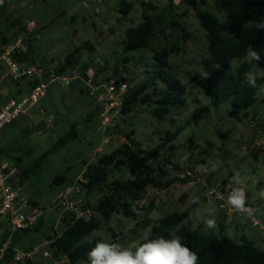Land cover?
I'll return each instance as SVG.
<instances>
[{
    "label": "rangeland",
    "instance_id": "obj_1",
    "mask_svg": "<svg viewBox=\"0 0 264 264\" xmlns=\"http://www.w3.org/2000/svg\"><path fill=\"white\" fill-rule=\"evenodd\" d=\"M122 1L13 0L0 13V29L5 30L8 36L17 31V23H25L27 27L29 22H34L35 37L32 40L26 38L22 48L28 55L29 63L41 64L46 73L58 71L69 53L86 42L94 46L93 50H83L76 65L67 68L66 75L72 71L79 75L74 82H53L48 86L46 96L29 111L27 119H19L0 131V155L8 161L20 157L22 167L30 172L29 177L21 184V197L36 202L38 209L43 212L39 229L34 228L28 232L23 244L19 245L21 248L23 245H33L32 248L41 246L54 236L53 229L61 214L56 203L58 195L76 182L86 168L96 163L102 155L110 154L126 144V135L134 132L132 138L139 147L151 150L160 143L167 131H176L209 101L189 80L193 74L204 75L202 61L207 50L206 32L200 26L196 10L183 0H155L153 5L157 10L145 8L138 0H126L133 4V9L125 16L119 12V2ZM209 1V9L214 11L213 1ZM145 11L152 17H163L164 20L158 26V30L162 32H159L148 49L128 54L131 60L124 63L125 31L129 27L140 25ZM174 23L178 26H174ZM23 32L19 30L16 35L11 36V39L16 37L12 43L23 38ZM172 47L179 50L170 57L169 71L187 85L188 105L174 110L163 121L152 116L153 107L150 109L148 106L137 105L128 116H119L104 135L99 132L97 129L101 121L97 112L99 113L102 102L101 92L95 89L96 81L103 83L108 79L124 77L130 88L135 89L149 76L145 73V66L150 63L153 54ZM238 63L237 60L234 62L235 65ZM253 73L257 77L262 74L258 69ZM87 81H92L93 86L90 87ZM257 99V103L248 110L249 118L241 121L230 117V99L198 117L171 143L173 150L168 148L163 151L159 161L154 163L161 181L171 182V185L167 188L150 187L147 190L145 199L138 206L140 220L113 215L110 222H104L89 240L102 238L105 242H112L114 233L117 236L115 240L121 246L135 248L143 235L150 232V228L142 227L141 222L145 217L142 208H152L149 218L158 222L167 214L188 209L191 205L188 197L195 193L200 197L197 205L200 211H195L197 207L191 211L184 222L186 228L200 229L202 233L221 234L237 243H242L247 238L264 251V235L253 225V217L227 215L216 207V199L209 195L217 186H220L219 190H223L225 179L230 176L232 178L238 171L244 182L248 204L251 203L252 208L262 206L259 210L264 216V199L259 197V192L264 189V82L259 87ZM41 110L46 113L40 116ZM50 116L59 123L56 131L54 134L39 135L40 119L48 120ZM71 129L76 132L77 137L48 153L38 166L37 162ZM106 137L110 142L105 145ZM100 148L103 151L97 153ZM164 158H168L169 162ZM113 171L110 179H113L112 176L120 179L130 177L125 168ZM58 175L65 177L64 183H53ZM230 182L228 188L232 186ZM104 194L94 193L88 200L87 195L83 196L86 202L94 205L95 200L103 198ZM205 218H214L216 228L206 231L203 223ZM5 232L6 220L1 218L0 243ZM21 264L69 262L63 256L55 257L52 254L51 258L37 256Z\"/></svg>",
    "mask_w": 264,
    "mask_h": 264
},
{
    "label": "trees",
    "instance_id": "obj_2",
    "mask_svg": "<svg viewBox=\"0 0 264 264\" xmlns=\"http://www.w3.org/2000/svg\"><path fill=\"white\" fill-rule=\"evenodd\" d=\"M183 1L196 10L200 26L206 32L207 50L202 61L204 75L196 73L190 76L189 80L191 85H195L202 94L209 98V101L176 131H167L160 143L151 150H144L139 147L135 139L132 138L134 134L132 132L126 135L127 143L121 148L110 154L102 155L96 163L86 168L85 175L88 178V183L83 187V194L87 195L86 200L94 193L105 194L103 198L98 199V201L95 200L94 205L85 200L82 209L89 208L92 210L93 213L90 218L76 220L70 214L62 221L61 235L55 238L50 248L55 257L63 256L67 258L69 264L86 263L87 254L95 244L105 242L102 238L89 240V237L98 231L104 222H110L113 215L117 214L127 219L139 221L138 206L145 199L147 190L150 187L167 188L171 185V182L163 183L161 181L160 175L156 174L154 163L159 161L163 151L168 150V148L170 151L173 150L171 143L198 117L213 107L221 106L230 99L232 105L230 117L241 121L244 118H249L248 110L257 103L258 90L264 82V31H256L255 29L244 31L241 23L250 21L255 24L264 21V0H211L214 11L209 9L211 2L208 0ZM141 4L145 8L152 10L155 8L143 1ZM120 6L119 12L125 16H128L133 9L131 3L123 2ZM4 9L5 7L0 12ZM142 19L143 22L140 25L129 27L125 31L123 53L126 56L124 63L131 60L128 54L148 49L159 32H162V30H158V26L164 20L163 17H151L143 13ZM17 24L18 29L11 36L16 35L21 30L25 34L23 42L26 38L32 40L35 37V31L28 32L25 23L19 22ZM174 26H178V24L174 23ZM11 36H8L5 30L0 29L1 44L12 43L16 37L11 39ZM85 49L93 50L94 46L90 42H86L83 46L69 53L57 73L59 75L66 73L67 68L75 66L79 54ZM178 50L176 47L164 48L153 54L150 63L145 66V73L149 76L137 88L131 89L129 86L128 96L120 117L128 116L137 105H143L150 107V109L153 107L151 109L152 116L163 121L174 110L185 108L188 105L187 85L171 70L169 71L170 57ZM251 50L260 54L261 61L256 62L251 59L249 56ZM14 58L21 65L28 61V55L25 51H22L20 55L14 54ZM236 60L239 62L237 65L234 64ZM255 69L261 71L262 74H260L261 77L255 75L257 86L249 87L245 83V74L253 73ZM116 79L128 83L124 77ZM37 83L35 81L32 87ZM76 137V132L71 129L64 137L58 139L53 149L49 150L37 162V165L41 164L42 159L46 158L48 153L56 151ZM164 160L169 162L168 158H164ZM121 168H125L130 177L120 179L112 176L113 179H110L113 170ZM29 175V169L21 170L20 184ZM231 179V176L225 179V187L229 185ZM65 180L63 175H58L53 183L61 184ZM196 207L197 205L191 204L183 212L167 214L158 222L149 218L152 208H142L141 211L145 213L141 222L142 227L143 229L150 228L148 236L152 238H171V234L175 233L181 238L182 243L198 254V264H264V251L259 249L252 240L244 238L242 243H237L221 234L202 233L200 229L186 228L184 222ZM95 213L97 216H94ZM40 223L41 220L35 230L39 229ZM139 225L137 224V226ZM116 238V234L113 233L114 240L108 243L120 245L115 240ZM141 242H143L142 239L139 244ZM10 259L11 255L1 264H11Z\"/></svg>",
    "mask_w": 264,
    "mask_h": 264
},
{
    "label": "built area",
    "instance_id": "obj_3",
    "mask_svg": "<svg viewBox=\"0 0 264 264\" xmlns=\"http://www.w3.org/2000/svg\"><path fill=\"white\" fill-rule=\"evenodd\" d=\"M10 1L13 0H0V10ZM27 30L30 33L34 32V22L27 24ZM22 45L23 38L18 39L15 43H0V65L6 66L7 75L14 80L27 77L35 78L38 83L27 96L20 99L12 98L0 107V130L12 125L22 114H25L30 108L37 105L46 96V91L50 84L56 81L70 84L79 77L75 71H72L69 75H66V73L59 75L56 70L46 73L41 64L22 66L14 58V54H18L23 50ZM95 89L101 92L100 98L102 102L99 113L101 123L97 130L104 135L113 127L120 116L124 102L128 96L129 85L126 82L113 78L95 85ZM51 120H53L52 116ZM39 135H42V131H39ZM109 142V138L106 137L104 144L106 145ZM102 151V148H100L97 153ZM85 172L78 177L76 182L61 192L56 199L57 207L61 209V214L53 229V239L50 238L43 245L30 250H15L11 246V238L17 233H25L34 229L43 217V212L36 207H32L29 200L21 197L22 189L19 183L21 170L19 167L7 161L0 162V218L6 220L8 232V238L0 246V264L10 255L11 264L27 263L37 256L51 258L52 251L50 246L55 238L61 235L62 221L66 216L72 214L76 220L88 219L92 216L93 212L91 209H82L85 203L83 187L88 183ZM219 187L217 186L216 189L210 191V198L216 199L219 210L227 214H236L226 206L227 196L231 188L224 186L223 190H219ZM248 205L252 207L251 203ZM252 220L253 225L258 227L264 235V216L260 219L253 217Z\"/></svg>",
    "mask_w": 264,
    "mask_h": 264
},
{
    "label": "clouds",
    "instance_id": "obj_4",
    "mask_svg": "<svg viewBox=\"0 0 264 264\" xmlns=\"http://www.w3.org/2000/svg\"><path fill=\"white\" fill-rule=\"evenodd\" d=\"M244 31H264V21L259 23L242 22ZM253 61H261V56L255 50L249 52ZM245 83L249 87H256L257 81L254 73L245 74ZM231 190L227 196L226 206L230 211L242 214L246 217H255L257 210L248 205L247 193L243 187V179L237 171L231 179ZM259 197L264 199V189L259 192ZM192 205H199L200 197L193 193L188 197ZM199 213V208L195 209ZM205 230L216 228L214 218H205L203 221ZM143 242L135 248L123 247L115 243L97 242L88 252L86 264H198L199 257L190 247L181 242V238L175 233L171 238H152L143 235Z\"/></svg>",
    "mask_w": 264,
    "mask_h": 264
},
{
    "label": "crops",
    "instance_id": "obj_5",
    "mask_svg": "<svg viewBox=\"0 0 264 264\" xmlns=\"http://www.w3.org/2000/svg\"><path fill=\"white\" fill-rule=\"evenodd\" d=\"M141 1L146 2V3H149L152 6H154L153 3H155V0H141ZM141 1H139V2H141ZM171 1H173V0H171ZM123 2L124 3H130V2H127L126 0H123L122 2H119L120 5ZM5 7H6V5H5ZM154 7L155 8L153 10H157V7L156 6H154ZM144 13L150 15L147 11H145ZM153 17H155V16H153ZM22 51H24V50H21L18 53V55H20V53ZM22 64H23L22 66H29V65H31V63H29V61H25ZM7 76L8 75H7V68H6V66L0 65V78H1V84H0V107L3 106L5 103L8 102V100H10L12 98L19 99L21 97L27 96L31 92V90L33 88L32 86L34 85V83L36 81L35 78H22L20 80H14L12 77H10V76L7 77ZM87 84L90 87H92L93 86L92 84H94V83H92V81H87ZM97 84H100V82H97L96 81L95 85H97ZM17 95L19 97H16ZM34 107L30 108L25 114H22L17 120L22 119V118L27 119L29 117L28 116L29 111H31ZM45 113L46 112L44 110H41L40 111V116L41 115H44ZM99 113H100V109H99ZM99 113L97 112V116L98 117H99ZM17 120H15L14 123H16ZM58 124L59 123L56 121V119L53 118V120H51V116L49 117L48 120L47 119H40L39 126H41V127H40L39 130L42 131V135L41 136H43V135H45L47 133L54 134V131H56V127L58 126ZM7 127H9V126H7ZM4 129H6V127L3 128V129H1L0 131H2ZM0 142H1V137H0ZM4 161H7V162H9L11 164H16L19 167V169L22 170V171L23 170H28V169L22 167L21 158L20 157H16L14 159V161H8L6 158H3L0 155V162H4ZM19 183H20V180H19ZM20 186H21V184H20ZM21 189H22V187H21ZM29 201H30V204H31L32 207L38 208L37 207L38 205H37L36 202H34L32 200H29ZM205 207H207V206H205ZM261 207H259V205H258L256 208H254V209L257 210L256 215H255L257 218L262 217V214H261V212L259 210ZM208 209L211 210L210 208H208ZM236 214H238V213H236ZM227 215H229V214H227ZM2 219H4V218H2ZM27 234H28V232L15 234L11 238V246H12V248H14L15 250H17V249H19V250H28V249H31L33 247V245L30 246V247H28V246L27 247H24V245H23L22 248L19 247L20 244H23L24 237H26ZM7 238H8V232H7V229H6V232H5L4 236H2V241L0 243V246L3 244V242H5V240Z\"/></svg>",
    "mask_w": 264,
    "mask_h": 264
}]
</instances>
